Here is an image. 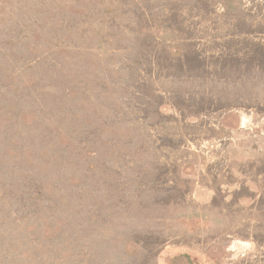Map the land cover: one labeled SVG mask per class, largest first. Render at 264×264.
<instances>
[{
  "label": "rangeland",
  "instance_id": "374dc122",
  "mask_svg": "<svg viewBox=\"0 0 264 264\" xmlns=\"http://www.w3.org/2000/svg\"><path fill=\"white\" fill-rule=\"evenodd\" d=\"M0 264H264V0H0Z\"/></svg>",
  "mask_w": 264,
  "mask_h": 264
}]
</instances>
